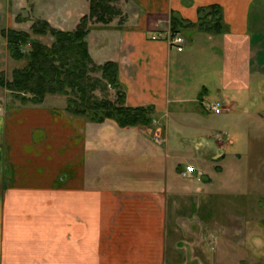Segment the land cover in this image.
<instances>
[{
    "label": "crops",
    "instance_id": "obj_1",
    "mask_svg": "<svg viewBox=\"0 0 264 264\" xmlns=\"http://www.w3.org/2000/svg\"><path fill=\"white\" fill-rule=\"evenodd\" d=\"M123 1L122 20L90 24L88 51L95 63H117L125 105L151 106L153 122H95L0 95V264H165L168 173L190 175L156 133L167 142L172 131L208 129L201 103L214 91L223 110L213 114L239 130L226 143L263 142L264 0ZM39 2L48 3L43 18L64 30L89 11V0ZM211 4L221 7L217 33L194 25ZM171 19L185 38L180 51L151 38L169 33ZM202 153L184 162L197 169ZM148 165L158 178L163 167V181L147 177Z\"/></svg>",
    "mask_w": 264,
    "mask_h": 264
},
{
    "label": "rangeland",
    "instance_id": "obj_2",
    "mask_svg": "<svg viewBox=\"0 0 264 264\" xmlns=\"http://www.w3.org/2000/svg\"><path fill=\"white\" fill-rule=\"evenodd\" d=\"M39 1L41 0H0V79L3 82H9L12 79V70L23 67L28 57L27 44L21 47L24 53L21 58L16 59L10 55L2 35L3 29L17 27V30L28 32L32 38L45 45L53 42L49 33H34L30 29L33 21L46 20L43 16L48 3ZM118 6L120 10L123 8V5ZM184 44L185 41L183 46ZM90 75L99 76L100 72H90ZM119 88L122 89L121 84ZM119 88L108 83L104 90L96 89L93 94L98 99L108 97L115 101ZM212 92L207 100L218 98ZM15 94L0 84L2 99L18 95ZM19 95L30 96L26 91L19 92ZM78 98V92L69 90L67 93H46L43 101L51 106L66 108L68 99L79 101ZM17 99L21 101L20 97ZM87 113L91 112L80 115L86 116ZM96 113L95 117L99 120L103 115L102 110L99 109ZM222 115L223 113L209 112L205 116V122H209L206 130H184L179 133L172 131L167 142L164 139L157 141L156 138L162 137L157 133V137H153L162 148L166 144L172 154H177L171 158L173 162L194 165L193 154L203 152L200 157L203 163L199 164V168L195 167V173L186 178H175L172 172L168 173L172 190L167 195L170 203L167 209L168 256L165 264H264V139L261 145L255 143L254 139L244 141V145L237 142L226 143L228 134L234 135L239 130L236 122L224 120ZM86 117L90 119L89 116ZM108 121L115 120L102 117L95 122ZM244 121L246 123L243 122V127H248L249 132L256 128V124ZM151 122L153 120L150 115V121L145 126H150ZM138 129L141 131V127ZM145 130L148 131L147 128ZM216 140L226 143L227 146H221ZM221 152L224 153L223 156H219ZM185 159H191L192 162H184ZM180 169L181 167L178 172ZM144 171L147 177L160 175L155 166L152 168L148 165ZM160 171L162 177L155 176L156 181H163L165 170L162 167Z\"/></svg>",
    "mask_w": 264,
    "mask_h": 264
},
{
    "label": "trees",
    "instance_id": "obj_3",
    "mask_svg": "<svg viewBox=\"0 0 264 264\" xmlns=\"http://www.w3.org/2000/svg\"><path fill=\"white\" fill-rule=\"evenodd\" d=\"M119 0H89V11L82 15L72 30H63L52 26L47 20L33 21L30 29L34 33L47 34L53 37L50 45H45L24 30L15 28L3 29L2 35L13 58H21L23 44L28 45V57L25 65L12 70V79L0 84L15 92L21 101L41 103L46 93H79V101L68 99L66 109L76 114H83L91 120L100 121L102 117L114 119L120 126L146 125L150 121L151 106L125 105V92L119 88L117 76L118 66L115 61L108 60L102 64L95 63L88 51L86 35L90 24L95 22L108 23L116 16L122 20L121 10L116 5ZM171 26V32L178 28ZM199 29L211 33L223 29L221 7L211 4L199 8V19L194 23ZM193 25V26H194ZM90 72H100L99 76ZM111 84L119 88L115 101L108 97L98 99L93 91L104 90L105 85ZM26 91L29 97L19 95ZM14 95V96H15ZM82 107V108H81ZM102 110L103 115L96 118V111ZM152 117V116H151Z\"/></svg>",
    "mask_w": 264,
    "mask_h": 264
},
{
    "label": "built area",
    "instance_id": "obj_4",
    "mask_svg": "<svg viewBox=\"0 0 264 264\" xmlns=\"http://www.w3.org/2000/svg\"><path fill=\"white\" fill-rule=\"evenodd\" d=\"M151 38L156 39V38H166V40L168 41V43L172 46H174L177 50H182V44L184 42V37L178 33H157V34H153L151 35ZM202 106L205 110H210L216 113H219L222 109V103L220 100L215 99V100H205L202 101ZM195 172V167L194 165L191 164H187L183 171L182 174L183 175H188Z\"/></svg>",
    "mask_w": 264,
    "mask_h": 264
}]
</instances>
